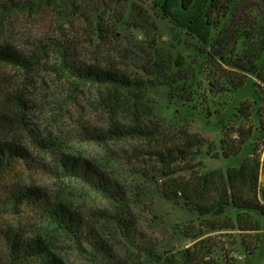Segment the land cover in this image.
I'll return each mask as SVG.
<instances>
[{"label":"rangeland","instance_id":"rangeland-1","mask_svg":"<svg viewBox=\"0 0 264 264\" xmlns=\"http://www.w3.org/2000/svg\"><path fill=\"white\" fill-rule=\"evenodd\" d=\"M14 1L19 10L8 18L0 14V42L26 50L37 40L74 45L78 60L109 65L143 85L132 94L136 105L128 97L113 113L94 87L72 93L60 75L39 69L28 79L27 116L47 153L27 137L39 163L30 168L18 164L10 182L41 187L62 200L111 238L119 258L137 262L134 252L113 237L106 216L109 204L102 196L39 165L52 163L54 152L72 153L119 179L134 227L159 253L175 254L201 239L211 264H264L260 211H244L248 223H259L257 230H249L238 225L242 210L232 204L221 213L214 209L222 183L228 185L227 170L257 164L255 193L242 184L236 188L264 212V49L257 52L254 73L231 65L244 52H254V39L232 37L222 57L206 59L197 39L161 14L165 0ZM167 3L177 10L178 0ZM257 8L259 0H242L232 27H249L246 34L259 27L263 31ZM7 81L23 80L20 72L0 67V86ZM114 120L140 133L121 138L105 134L95 140L90 129L81 128L104 132ZM209 173L217 184L206 183L202 189L201 180ZM3 220L14 223L11 217ZM58 251L69 264H99L62 245Z\"/></svg>","mask_w":264,"mask_h":264},{"label":"trees","instance_id":"trees-1","mask_svg":"<svg viewBox=\"0 0 264 264\" xmlns=\"http://www.w3.org/2000/svg\"><path fill=\"white\" fill-rule=\"evenodd\" d=\"M241 1L178 0L177 10L172 11L168 0H165L160 10L164 17L171 18L173 25L197 39L203 49L201 55L206 59L222 57L223 48L232 37L254 39L250 41L255 47L254 52L253 49L246 51L237 61L231 62L233 67L245 73H254L260 58L257 52L264 49V30H259V27L255 33L246 34L245 29L249 27H232ZM259 3L261 8L254 9L257 20L264 19V0H259ZM19 9L14 0L0 4V14L5 18ZM0 67L20 72L23 80L18 83L7 81L0 86V264H69L58 251L61 245L99 264H211L210 260H205L209 251L204 250L201 239L191 247L168 255L159 253L154 245L142 241L129 216L126 194L119 179L87 158L54 152L52 163L39 165L56 177L77 180L102 196L109 204L106 216L113 237L121 241L128 252H134L137 262L119 258L112 250L111 238L97 232L91 220L62 200L51 198L41 187L10 182L18 164L30 168L39 163L27 147V137L47 153L43 139L33 126L34 122L27 116L31 108L28 79L39 69L60 75L72 93L94 87L101 95L103 106L113 113L119 111L121 103L130 97V104L136 105V96L132 94L141 88L142 80L131 78L106 64L82 62L78 60L74 45L52 39L47 42L37 40L30 44L28 50L19 49L10 42H0ZM81 128L85 131L90 129L87 133L95 140L105 134L121 138L140 133L134 127L115 120L104 132L93 126ZM213 175L209 173L201 180L202 189H206V183L217 184ZM226 179L228 185L225 182L221 185L215 212L221 213L225 205L232 204L243 212L237 216L239 227L257 230L259 223H248L242 215H246V210L255 209L264 217V212L255 199L242 197L236 188L242 184L255 193L257 164L251 168L246 164L238 169L230 168ZM4 217H11L14 223L7 220L1 223Z\"/></svg>","mask_w":264,"mask_h":264}]
</instances>
